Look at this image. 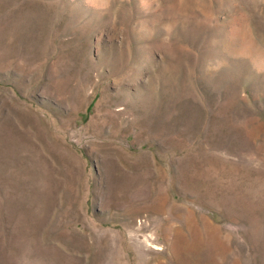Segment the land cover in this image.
Returning a JSON list of instances; mask_svg holds the SVG:
<instances>
[{"label":"rangeland","instance_id":"1","mask_svg":"<svg viewBox=\"0 0 264 264\" xmlns=\"http://www.w3.org/2000/svg\"><path fill=\"white\" fill-rule=\"evenodd\" d=\"M0 264H264V0H0Z\"/></svg>","mask_w":264,"mask_h":264},{"label":"bare ground","instance_id":"2","mask_svg":"<svg viewBox=\"0 0 264 264\" xmlns=\"http://www.w3.org/2000/svg\"><path fill=\"white\" fill-rule=\"evenodd\" d=\"M179 244V243H178ZM177 247V246H176Z\"/></svg>","mask_w":264,"mask_h":264}]
</instances>
